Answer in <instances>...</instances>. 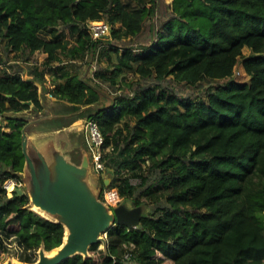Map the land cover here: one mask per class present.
I'll return each instance as SVG.
<instances>
[{"label":"trees","instance_id":"trees-1","mask_svg":"<svg viewBox=\"0 0 264 264\" xmlns=\"http://www.w3.org/2000/svg\"><path fill=\"white\" fill-rule=\"evenodd\" d=\"M166 5L157 26V0H0V65L2 49L27 62L46 53L26 74L0 68V232L24 250L59 246L64 226L30 209L25 192L7 194L5 180L24 166L26 120L2 113L26 101L42 109L38 83L48 73L52 97L95 107L87 118L102 133L111 178L101 185L140 209L133 229H108L104 249L93 243L88 257L58 264H264V0ZM91 20L109 24L108 40L91 38ZM146 31L150 40L134 50L128 42ZM96 49L117 59L95 71L98 82L83 77ZM238 66L245 80L234 75ZM204 81L201 95L176 89ZM8 256L0 242V264Z\"/></svg>","mask_w":264,"mask_h":264},{"label":"water","instance_id":"water-1","mask_svg":"<svg viewBox=\"0 0 264 264\" xmlns=\"http://www.w3.org/2000/svg\"><path fill=\"white\" fill-rule=\"evenodd\" d=\"M25 103L31 104L30 101ZM32 122H26L23 126L21 137L22 152L28 167L26 183L31 191V204L43 211L46 218L54 219L61 222L63 226L65 225L68 233L53 257H47L45 249L40 247V257L37 261L24 264H58L75 254L88 257L89 247L103 240L102 234L107 232L113 224H121L129 230L133 229L139 220L140 209L138 207L127 208L118 205L110 210L96 199L97 193L84 179H67L85 174L89 161L86 150H84L81 168L69 163L66 157L60 154L55 157L54 171L50 170L45 161H42L41 165L35 163L36 159H32L29 155V139L25 132ZM109 182L110 178L104 180L105 185ZM14 190L24 193L22 188L16 187ZM5 264L15 263L7 261Z\"/></svg>","mask_w":264,"mask_h":264},{"label":"crops","instance_id":"crops-1","mask_svg":"<svg viewBox=\"0 0 264 264\" xmlns=\"http://www.w3.org/2000/svg\"><path fill=\"white\" fill-rule=\"evenodd\" d=\"M41 54L44 60L46 53ZM42 61L39 60L38 62L41 63ZM52 83L53 81L51 80V77L48 73L45 74V80L41 83H38L40 100L46 101V107L38 110L34 108L32 104H28V106L20 111H9L13 113L8 116L22 118L26 120V122L33 121L25 131L29 139V155L32 159H36V164L41 165L42 161H45L52 171L55 169V157L57 154L66 157L67 161L75 165L77 168H81L84 150H86L89 161L85 170V174L76 175L67 179H84L85 182L93 189V191L97 193L96 199L104 204L101 196V191L103 189L101 180L110 178V174L106 170L97 172L92 168L90 153L86 144L84 143L85 141L83 135H80V133L82 134V131L84 130V120L82 117H87L89 114H91L95 110V107L77 105L52 97L48 92V87L52 85ZM27 110H30L33 115L27 117V114L25 113ZM84 113L86 114L84 115ZM56 117L61 119L54 120ZM68 130L71 131L68 133L66 132ZM105 173H108V175ZM17 175L18 178L23 181V187H21L23 192L28 195V206L30 209H33L35 205L31 204V191H29L26 183V177L28 175V167L26 162H24L22 170L18 172ZM125 206L129 208V206ZM35 211L41 215L44 214L41 213L42 211H40V209L39 211ZM43 216L46 217L45 214ZM67 233L68 228L64 225L63 239H65Z\"/></svg>","mask_w":264,"mask_h":264},{"label":"rangeland","instance_id":"rangeland-1","mask_svg":"<svg viewBox=\"0 0 264 264\" xmlns=\"http://www.w3.org/2000/svg\"><path fill=\"white\" fill-rule=\"evenodd\" d=\"M128 1V0H127ZM141 2H143L144 0H129V4L131 7H134L136 6V4H139ZM171 2V0H157V12H156V16H155V19H154V23L159 26L160 25V20H162V18L165 16L166 13H168L167 11L169 10L167 7L166 4H169ZM166 3V4H165ZM42 36L48 38L50 37L49 34H45V33H41ZM109 38H107L108 40ZM146 40H150L149 38V32L146 31L144 37H141L140 39H137V40H131L129 41L128 43H132L133 47H135L136 49L140 46V45H143L144 43L143 42H147ZM142 43V44H141ZM128 44V45H129ZM100 50H98V53L97 54H91L89 53L88 54V61H91V57L94 56V59H93V62H95V70L94 71H100V70H103V71H106L108 70V65L110 63H115L116 62V53L114 51H111L109 50L108 54H106L108 57L106 58V55H102L100 54ZM251 52V50L247 47H243L242 49V54L243 55H247ZM42 52H35V54L33 55V59H30L28 62L21 59V58H16L15 57V54L13 52H10V53H5V51L2 49V55L4 57L6 61V64H1L0 65V68L1 67H4L6 66L7 64L8 65H16L17 67H20L23 69L24 71V74L28 73V71H30V69L32 68V63H31V60H35V61H39V60H43L42 58ZM15 60H19L17 63L14 62ZM85 69H84V73H83V77L85 76L86 78L88 77H91V78H95V76L93 74V72L91 70H87L88 68V64H86V66H84ZM236 69H241L239 66L238 68ZM95 73V72H94ZM234 75H237V74H234ZM27 76V75H25ZM129 78H134V75L130 74L128 75ZM127 77V78H128ZM238 79L240 80H245L246 79V76L241 72L240 75H238ZM98 82V80H96ZM100 82V81H99ZM120 82V81H119ZM118 82V83H119ZM101 84V82H100ZM103 84V85H102ZM102 87L105 89V90H109L111 93H114L116 92L115 89H117L116 87H111L108 85L107 82H102ZM121 84V83H119ZM209 84V81H204L202 83V85L198 88V90H192L184 85H177L176 89L177 91L180 93V94H183V95H188V94H191V96H195V95H201L202 92L206 89L207 85ZM123 86V84H122ZM113 90V92L111 91ZM119 91V90H117ZM41 103H42V108L43 107H46L47 106V103L45 100H41ZM13 112H3L2 113V116L5 117V116H8V115H11ZM24 113V112H23ZM27 114V117H30V115H33L32 112H30V110H27V112H25ZM86 113H84L85 115ZM83 120H84V127H85V122L87 120V117H82ZM61 118H54V120H59ZM83 127V128H84ZM71 131V130H70ZM69 130L66 131V132H70ZM84 131V130H83ZM82 131V134L80 133V135L82 136L83 135V138H84V132ZM73 133V132H72ZM67 135V134H66ZM65 135V136H66ZM85 143V142H84ZM106 175H108V173H105ZM20 179V178H19ZM133 183H137V179H132L131 180ZM100 186V185H99ZM23 187V185L21 186ZM149 204L151 205L152 203L149 202ZM118 205H127L129 206V208L133 207L132 204H131V200L130 199H123L122 197L120 198V200L117 202V205L112 207L111 209L113 210V208L117 207ZM106 233H103L102 234V237H103V240H101L99 243V246L98 248L99 249H104V247L106 246ZM99 237H101V235H99ZM0 242L2 243V245L4 247H7L8 251H9V256L8 258L4 261V262H11L10 258L11 257H16L19 264H24V263H28L27 262V259L29 258L31 261L29 263H34L37 261V259L40 257V248L34 250V251H26L22 248V246H20L18 244V241H17V238L11 234V233H6V232H0ZM89 254V253H88ZM3 262V263H4ZM2 263V264H3ZM16 264V263H15Z\"/></svg>","mask_w":264,"mask_h":264},{"label":"built area","instance_id":"built-area-1","mask_svg":"<svg viewBox=\"0 0 264 264\" xmlns=\"http://www.w3.org/2000/svg\"><path fill=\"white\" fill-rule=\"evenodd\" d=\"M87 28L93 40H106L110 34V27L107 22L104 20H91L87 22ZM133 46V45H132ZM136 50L135 47H133ZM99 49L95 50V54L98 53ZM93 53V54H94ZM88 58V55L86 56ZM94 56L91 57V61H88L87 70H91L94 75L95 62H93ZM242 72L241 69H235L234 74L240 75ZM84 141L87 145L88 151L90 153V160L92 168L97 172H102L104 170V162L102 160V145H103V136L99 129L98 124L92 120L88 119L85 122L84 127ZM4 187L7 191V194L10 195L15 187L21 188L23 181L16 177H9L4 182ZM101 196L104 204L110 209L117 205V202L120 200L121 196L116 187H104L101 191ZM130 252L124 254V258L130 256Z\"/></svg>","mask_w":264,"mask_h":264},{"label":"bare ground","instance_id":"bare-ground-1","mask_svg":"<svg viewBox=\"0 0 264 264\" xmlns=\"http://www.w3.org/2000/svg\"><path fill=\"white\" fill-rule=\"evenodd\" d=\"M86 146H87V145H86ZM15 188H16V187H15ZM18 188H19V187H18ZM32 207H33V206H32ZM33 209L39 211L38 207H35V206H34ZM40 211H41V210H40ZM41 213L43 214V211H42ZM43 215H44V214H43ZM65 238H66V237H65ZM59 247H60V245L57 246V247H54V248H52V249H50V250H45V255H46L47 257H53V256L57 253V251L60 249ZM10 260H11L12 262H14V263H19L16 257H11ZM5 263H6V262H4L3 264H5Z\"/></svg>","mask_w":264,"mask_h":264}]
</instances>
